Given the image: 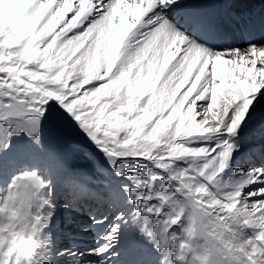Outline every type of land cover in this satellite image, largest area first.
I'll return each instance as SVG.
<instances>
[{
  "label": "snow or ice",
  "instance_id": "snow-or-ice-1",
  "mask_svg": "<svg viewBox=\"0 0 264 264\" xmlns=\"http://www.w3.org/2000/svg\"><path fill=\"white\" fill-rule=\"evenodd\" d=\"M231 23L246 45H212ZM257 28L192 0H0V264H114L121 226L146 242L126 238L135 264H264V144L228 174L264 96ZM69 120L128 181L65 177L70 247L51 235L66 165L42 138L45 122L59 134ZM244 141L255 152V133ZM92 228L95 245L79 248Z\"/></svg>",
  "mask_w": 264,
  "mask_h": 264
},
{
  "label": "bare ground",
  "instance_id": "bare-ground-1",
  "mask_svg": "<svg viewBox=\"0 0 264 264\" xmlns=\"http://www.w3.org/2000/svg\"><path fill=\"white\" fill-rule=\"evenodd\" d=\"M78 0H73V4L77 3ZM128 2V0H126ZM255 2H264V0H233L231 3V6L229 7V10L231 12L233 11H240L241 9H244L246 6L250 5L251 3ZM70 15V14H67ZM223 67V66H221ZM255 111L253 113L254 119L248 124L246 128H242L240 131V144L241 148L238 153H235L232 158V165L231 168L228 169V174H232V170L236 168L237 164L241 161L247 160V158L252 157L253 155L259 154V149L256 148L255 152H249V144L244 141V137H246L249 133H255L256 136V143L259 144L262 142V139L264 137V96L259 97V102L254 105ZM47 128V127H46ZM42 138L45 144V149L47 151L52 152L57 157L62 159L65 162L66 167L61 171V173L54 179L55 183V199H54V205L56 208V214L60 219V228L56 229L53 228L51 235L55 238L57 236L60 237L59 244L63 246H71V242H69L67 239L63 237V217L65 216L67 210L65 209V195L63 194L62 189L64 188V179L66 176H69L71 174V171L69 169H72L70 160L68 161V156L66 155L64 149L62 148V141L60 137L54 133L51 129H48L46 134H42ZM17 144H28V138L26 136H20V137H13L12 138ZM93 151V150H92ZM93 157H97L98 155L92 154ZM246 164V163H245ZM244 164V165H245ZM239 168L241 165H238ZM237 167V168H238ZM245 167V166H244ZM247 168V165H246ZM245 168V169H246ZM17 171V167L7 166L5 168V175L10 177ZM70 172V174H69ZM72 176V175H71ZM74 176V175H73ZM77 178V177H76ZM83 182L88 183L87 180L84 178H77ZM159 184V181H157V185ZM88 185L92 187L89 183ZM94 188V187H93ZM101 212L106 211V209H101ZM82 221L87 224L88 218L86 215H83L81 217ZM100 231L99 229H89L87 233H82L80 235V239L82 237L86 236V241H84V245H82L81 249H87L95 245L96 243V234ZM134 235V238L141 244L146 245V242L143 240L142 237H140L138 234L132 233V230L130 227L121 226V235L119 238V243L117 244V252L118 255L113 257L114 264H135V262L138 259V253L136 250L128 248L125 241L126 238L129 235ZM181 234V230L179 228L176 229V235L179 236ZM76 243V241H75Z\"/></svg>",
  "mask_w": 264,
  "mask_h": 264
},
{
  "label": "rangeland",
  "instance_id": "rangeland-1",
  "mask_svg": "<svg viewBox=\"0 0 264 264\" xmlns=\"http://www.w3.org/2000/svg\"><path fill=\"white\" fill-rule=\"evenodd\" d=\"M48 129H51V125L45 122L42 125V134H46ZM62 129V132L56 134L62 141L61 149L66 150L65 153L68 156V161L70 160L71 162L72 169H69V171H72L71 174L69 172L70 175L84 178L97 190H102L104 185L94 183L95 181H104L105 183L115 182L117 184L128 183L123 178L115 177L103 155L97 152L84 133L72 121L65 122ZM5 131L6 126L3 122H0V134H4ZM90 150H93L98 156L93 157ZM239 164L241 167H244L242 162H239L236 168Z\"/></svg>",
  "mask_w": 264,
  "mask_h": 264
}]
</instances>
